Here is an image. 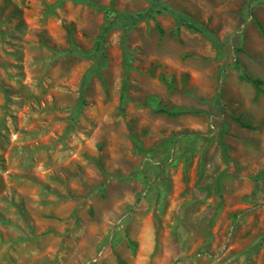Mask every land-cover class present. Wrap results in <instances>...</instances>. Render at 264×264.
Here are the masks:
<instances>
[{
    "label": "rangeland",
    "instance_id": "rangeland-1",
    "mask_svg": "<svg viewBox=\"0 0 264 264\" xmlns=\"http://www.w3.org/2000/svg\"><path fill=\"white\" fill-rule=\"evenodd\" d=\"M0 264H264V0H0Z\"/></svg>",
    "mask_w": 264,
    "mask_h": 264
},
{
    "label": "trees",
    "instance_id": "trees-1",
    "mask_svg": "<svg viewBox=\"0 0 264 264\" xmlns=\"http://www.w3.org/2000/svg\"><path fill=\"white\" fill-rule=\"evenodd\" d=\"M60 4V3H58ZM155 4L152 3V7L150 9H148L147 12H145L144 14H139L137 16H129V17H124L120 22L119 24H125L127 25L128 27H133L135 26L136 24H138L139 22H142V21H145L147 20L148 18L152 17L153 16V13H154V8H155ZM165 10L167 11H170L167 7H163ZM171 12V11H170ZM182 20H184V22H186V25L190 28V29H193L197 32H202V28L194 23H191L189 20H187L185 17H181ZM118 24V23H117ZM105 32H107V30H105ZM241 80L247 82V83H250L251 85L254 86L255 88V94H256V98L262 93L261 89H260V86L263 84V82L259 79H255V80H251L250 78H248L246 75H241ZM236 122L239 124V126L243 129H250L252 130L253 128L246 125L245 123H243L241 121L240 118H236L235 119ZM221 147L223 146L222 143H220ZM200 180V179H199Z\"/></svg>",
    "mask_w": 264,
    "mask_h": 264
},
{
    "label": "crops",
    "instance_id": "crops-1",
    "mask_svg": "<svg viewBox=\"0 0 264 264\" xmlns=\"http://www.w3.org/2000/svg\"><path fill=\"white\" fill-rule=\"evenodd\" d=\"M200 180H201V179H200ZM200 180H199V181H200Z\"/></svg>",
    "mask_w": 264,
    "mask_h": 264
}]
</instances>
